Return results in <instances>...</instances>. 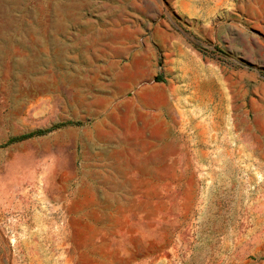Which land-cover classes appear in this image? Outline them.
I'll use <instances>...</instances> for the list:
<instances>
[{"label":"rangeland","instance_id":"1","mask_svg":"<svg viewBox=\"0 0 264 264\" xmlns=\"http://www.w3.org/2000/svg\"><path fill=\"white\" fill-rule=\"evenodd\" d=\"M194 16L0 0V264H264V51L251 82L176 105L156 31L197 42Z\"/></svg>","mask_w":264,"mask_h":264},{"label":"crops","instance_id":"2","mask_svg":"<svg viewBox=\"0 0 264 264\" xmlns=\"http://www.w3.org/2000/svg\"><path fill=\"white\" fill-rule=\"evenodd\" d=\"M183 2L195 9L197 42L160 28L156 31L157 45L164 50L163 56L168 65L166 72L175 76L176 82L181 85L171 87L176 105L202 109L214 103L217 93L228 96L229 91L233 92V87L238 83V74L244 77L241 81L247 78L249 82L252 81L253 69L249 66L257 59H248V51L253 49V41L257 49L264 51V47L261 39L254 40L247 34V26L255 23L254 26L264 35V0ZM194 43L202 47L205 44L214 46L231 58L197 48Z\"/></svg>","mask_w":264,"mask_h":264},{"label":"water","instance_id":"3","mask_svg":"<svg viewBox=\"0 0 264 264\" xmlns=\"http://www.w3.org/2000/svg\"><path fill=\"white\" fill-rule=\"evenodd\" d=\"M203 47H204L205 49H207V50H211V51H214V52H216V53H218V54H220V55H223V56H225V57H229V58H231V57H230L229 55H227L225 52H223V51L217 49V48L214 47V46L203 45Z\"/></svg>","mask_w":264,"mask_h":264}]
</instances>
